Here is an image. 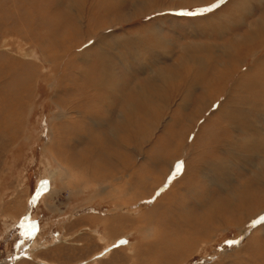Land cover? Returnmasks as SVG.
<instances>
[{"label": "rangeland", "instance_id": "rangeland-1", "mask_svg": "<svg viewBox=\"0 0 264 264\" xmlns=\"http://www.w3.org/2000/svg\"><path fill=\"white\" fill-rule=\"evenodd\" d=\"M230 1L205 13L214 0H0V264H264L260 159L236 152L219 85L179 104L198 77L178 65L186 52L208 79L231 64L187 46L233 42L216 33ZM159 70L181 81L165 102L148 80Z\"/></svg>", "mask_w": 264, "mask_h": 264}, {"label": "bare ground", "instance_id": "bare-ground-1", "mask_svg": "<svg viewBox=\"0 0 264 264\" xmlns=\"http://www.w3.org/2000/svg\"><path fill=\"white\" fill-rule=\"evenodd\" d=\"M200 2L202 3V1H200ZM227 5H229V6H228V11L226 13V16L221 15V16H219V18H216L217 19L216 23L218 24L216 33L220 39H223L224 37L227 36V37H230L233 42L232 43L229 42L226 44L208 42L207 44L206 43L202 44V46L197 45L195 43L194 44L191 43L190 45H187V46H190V49H195L198 47L199 50L201 49L203 51H206V53L205 52L204 53L209 57H211L210 55H216V58H219V56L227 58V59H229L228 61H231V64H229V66L227 67L225 64L227 61L225 63L222 62V64H220L221 69L218 70V72L216 74H215V72H213L212 74L214 75V77L208 79V77H206V74L211 69H207L209 66H208L206 58L205 59L203 57L199 58L196 56L197 54L193 55L192 54L193 52L191 53L192 55L191 54L186 55V53H187L186 52L185 56L181 57L180 61L178 62L179 67L183 66V65H187V66L195 65V66H197L198 71L194 75H198L199 78L201 75V78L198 79L197 76L191 77L193 79L191 81H189L188 86L186 87L185 92H184L183 96L181 97L179 104H181L182 102L184 103L187 99L190 100L191 95L193 94L192 93L193 90L197 89V87L199 89H202V91L205 92V91H207V88H209L210 86L219 85V87H217V88H220V91L218 93V97L220 94H222L223 100L218 105L217 111L220 112L218 115L224 116L226 119L232 120L229 127H230V130H232L231 132L234 135L233 137H235V139H237V137L240 135H242V136H240V138L241 137L244 138L243 141L245 143H244V145H242L243 146L242 148L238 147L239 146L238 144H240V142L237 144L238 146H236L235 145L236 141H235L234 146L240 148L236 152H239V154H241V155H243V154L250 155V158L252 156H254V157L257 156L260 159L259 163L254 164L255 165L254 167H255V169H257V172L253 173V175H254V177L260 179L261 181H264V0H231L230 2L227 3ZM259 10H263V11L259 12ZM256 11H257V13L259 12V15H256V13H255ZM228 18L230 19L229 20L230 22L225 24V25L222 24L223 20H226ZM211 27H212V25H211ZM243 29L245 30L244 32H242ZM154 31H156V30H154ZM136 35H137V33H136ZM118 39H126V38L124 36H122ZM121 42H123V41H121ZM109 44H110V42H109ZM123 46H125V44ZM187 46H186V48H187ZM125 47H127V46H125ZM186 48L184 49V51H186ZM137 49H138V47H137ZM161 51H163V50H161ZM157 52H158V50H157ZM122 53H123V51H122ZM240 54H244V57H242ZM123 56H125V55H123ZM163 56H165V55L163 54ZM248 60H250V61L253 60L254 62L249 63L248 66H246V64H247L246 61H248ZM120 61H121L120 63H122V60H120ZM129 64H131V63H129ZM137 64H139V63H137ZM242 66H246L247 68L244 71H241L240 68ZM211 71H213V69ZM237 71H238V74L236 73ZM112 73H114V72L112 71ZM114 75L115 74H113V76ZM202 75H204V76H202ZM234 75L236 76V79H234L235 81H234V83H232L230 85V87H227L225 89L223 86H220L222 80L225 79L228 82H230V80L233 79ZM204 77L208 79V82L204 83L205 87L198 85V83L202 82V81L201 82H199V81L204 79ZM179 79H180L179 75H174L171 73L169 74V73H167V71L159 70V71L154 72L148 80L153 82L154 87L156 86V88H159V90L162 93V95L159 93L161 95V101L165 102L164 100H165V98H167L166 96H167L168 89H171V88L173 89L175 86L177 88L180 87L179 83H181V81ZM135 88L137 91V95L140 98H142L143 100H145V99L147 100L150 97L149 93H147V91L143 90L142 87L138 86ZM162 98H163V100H162ZM208 98H210V97H208ZM245 101L249 102V105H246ZM210 103H212V102L210 101ZM127 108H128V110H127L128 113H130V114L134 113L135 110L133 108V105L128 106ZM62 111H59V112L62 115H65L66 113L62 112ZM124 114L125 113L123 111H121L118 115V119L121 122H124V120H126V118L124 119V116H125ZM227 123H229V122H227ZM225 132H227V131H225ZM239 141H240V139H239ZM233 149H235V148H233ZM251 159H253V158H251ZM46 171H47L46 173L48 175H50V177H52L53 179L55 178L53 181H57L58 178L60 177V175L62 174V172H61L62 170H60V169L52 170L50 168V169H47ZM61 176H63V175H61ZM56 191H58V190L51 188L50 190L45 192V194L43 195L44 199H47V201H48V199L52 200L53 199L52 197L54 195H56ZM18 204H20V201L18 202ZM52 205H53L52 201L46 202L47 209H53ZM5 216H7V218H10L12 220V222H15V220H17L16 219L17 217H14L11 214H8ZM244 218H242V219L244 220ZM78 219H80V218H78ZM104 222H103V224L105 225L106 223H104ZM83 228H84V225H83ZM104 229H106V226L104 227ZM92 231L96 234H98V232H99L98 228H95V227H94V229H92ZM257 232L260 233L261 236H264V225L258 227ZM71 236L72 235H68V234L66 235L63 232L61 238H63V242L69 243L70 240L72 239ZM251 238L252 237H250V239ZM99 239L102 240L101 237H99ZM103 240H104V238H103ZM114 240H113V242L116 243L117 240H115V241ZM55 242L56 241H54L52 243H46V241H45L43 243L44 246L43 245L42 246L45 247L46 245L54 244V245L48 247V248H50V247H53L56 245ZM31 243H33V244L30 245L29 251H31V253H33V251H35V248L37 247L36 244H38L39 241L37 240V241L31 242ZM56 243H59L58 239H57ZM126 246L129 248H132V245H130V243H128ZM109 247H106V249L108 248L107 250H109L110 249ZM39 248H41V247H39ZM253 248H255V247H253ZM253 251L254 250H252V252ZM196 252H198V250L195 251V253ZM98 253H100V252H98ZM178 255H180V254H178ZM254 257H256V256H254ZM22 263H23V259H21V261L19 260L18 263H16V264H22ZM37 263L38 264L39 263H41V264H55L54 262H51V261L48 262V260H44L43 258L38 259ZM86 263H88V262H86ZM76 264H82V262H78Z\"/></svg>", "mask_w": 264, "mask_h": 264}, {"label": "snow or ice", "instance_id": "snow-or-ice-1", "mask_svg": "<svg viewBox=\"0 0 264 264\" xmlns=\"http://www.w3.org/2000/svg\"><path fill=\"white\" fill-rule=\"evenodd\" d=\"M227 2V0H214V3L212 5H210L209 7L203 9L202 11L207 13L210 11H214L215 9H217L218 7H220L221 5L225 4ZM196 13H188V15H195ZM179 171V169H177ZM121 243H126V241H121ZM231 243V242H230Z\"/></svg>", "mask_w": 264, "mask_h": 264}, {"label": "crops", "instance_id": "crops-1", "mask_svg": "<svg viewBox=\"0 0 264 264\" xmlns=\"http://www.w3.org/2000/svg\"><path fill=\"white\" fill-rule=\"evenodd\" d=\"M27 249H29V250H30V247H29V248H27ZM27 249H26V250H27ZM27 251H28V250H27Z\"/></svg>", "mask_w": 264, "mask_h": 264}]
</instances>
